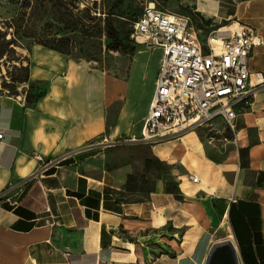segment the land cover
<instances>
[{
	"label": "crops",
	"instance_id": "obj_1",
	"mask_svg": "<svg viewBox=\"0 0 264 264\" xmlns=\"http://www.w3.org/2000/svg\"><path fill=\"white\" fill-rule=\"evenodd\" d=\"M163 1L202 41L224 25L252 28L262 40L252 83L264 76V0ZM143 48L159 54L146 63ZM161 56L141 46L105 69L30 47L21 63L42 91L0 92V190L23 181L14 208L0 201V264H204L226 220L238 263L264 264V84L238 111L234 139L217 120L130 141Z\"/></svg>",
	"mask_w": 264,
	"mask_h": 264
},
{
	"label": "built area",
	"instance_id": "obj_2",
	"mask_svg": "<svg viewBox=\"0 0 264 264\" xmlns=\"http://www.w3.org/2000/svg\"><path fill=\"white\" fill-rule=\"evenodd\" d=\"M129 36L162 54L141 133L130 141L157 142L188 129L212 128L217 120L235 138L238 111L250 103L254 89L264 84L259 73L252 83L248 68L253 47L262 44L252 28L224 25L209 31L202 41L189 15L149 0L132 22ZM33 157L42 162L41 156ZM56 163L53 159L43 165ZM189 179L198 180L192 175ZM22 184L8 181L0 190V201L4 199L14 208Z\"/></svg>",
	"mask_w": 264,
	"mask_h": 264
},
{
	"label": "rangeland",
	"instance_id": "obj_3",
	"mask_svg": "<svg viewBox=\"0 0 264 264\" xmlns=\"http://www.w3.org/2000/svg\"><path fill=\"white\" fill-rule=\"evenodd\" d=\"M22 1L0 0V30L7 31V38L15 36L18 43L14 47L15 56L22 60L26 58L32 45H52L60 48L73 60L87 61L96 67L107 69L121 58L127 61L130 55L143 46L130 38L128 19H134L149 0H61L63 4L59 10L47 4L34 14H29L28 8L20 6ZM157 1L167 10L173 11L163 0ZM110 12L122 16L115 19L110 16ZM83 13H89L95 18L94 21L89 22V26L80 27L79 24V28L69 36L68 15L79 19L78 14ZM110 28L119 33L116 49L111 48L114 42L107 33ZM63 38L67 40L58 42ZM141 51L146 63L152 62L159 54L155 49L143 48ZM9 57L11 54L6 59ZM21 65L22 63L15 61L0 65V92L20 96L29 93V96L35 97L42 91V87L24 81L26 74L20 69ZM2 82L4 86L1 85ZM142 93L140 89L138 95ZM224 224L216 233V240L221 241L228 236V223L224 221Z\"/></svg>",
	"mask_w": 264,
	"mask_h": 264
},
{
	"label": "trees",
	"instance_id": "obj_4",
	"mask_svg": "<svg viewBox=\"0 0 264 264\" xmlns=\"http://www.w3.org/2000/svg\"><path fill=\"white\" fill-rule=\"evenodd\" d=\"M47 4H50L52 8H55V10H57L58 8L60 9V6L63 3H62L61 0H23L21 2L20 6L22 8H28L29 9V14L30 13L34 14V13H37L38 11H40L41 8L45 7ZM160 6L162 8H164V9H166L161 4H160ZM140 11H138V13L134 17V19H132V20L128 19V22H129V34L131 33V24H132L133 21L136 20V18L139 15ZM109 14H110V16L112 18H115V19H119V17L122 16V15L114 13V12H110ZM78 15H79V19L83 20L82 23H81V21L79 19H77V18H75V17H73L71 15H68V16H70L69 17L70 18V20H69L70 21L69 36L72 35L73 32L79 28V26H78L79 24H81L80 27L81 26H89L90 24H88V23L89 22H93L94 19H95V18H92L89 15V13H83V14H78ZM185 15H187V14H185ZM107 33H108V36L111 37L113 39V42H114V45L111 46V48L112 49H116L117 48V43H118V40H119V33L114 28L108 29ZM7 35H8L7 31H1L0 30V65L1 64H5L6 62H13V61L21 63L22 59H20V57H18V56H15L16 53H15L14 47L18 45L17 39L15 38L14 35H12L11 37L7 38ZM67 38H63L62 40H60L58 42L67 40ZM44 46L47 47V48L53 49L55 51H58L60 53H63L60 48L54 47L52 45H44ZM9 54H11V57L6 59L7 55H9ZM20 69L22 71H25L26 77H25L24 81H27V67L21 65ZM1 85L4 86V83L2 82ZM27 97H29V96L27 95Z\"/></svg>",
	"mask_w": 264,
	"mask_h": 264
},
{
	"label": "water",
	"instance_id": "obj_5",
	"mask_svg": "<svg viewBox=\"0 0 264 264\" xmlns=\"http://www.w3.org/2000/svg\"><path fill=\"white\" fill-rule=\"evenodd\" d=\"M204 264H239L232 242L224 239L214 243Z\"/></svg>",
	"mask_w": 264,
	"mask_h": 264
},
{
	"label": "bare ground",
	"instance_id": "obj_6",
	"mask_svg": "<svg viewBox=\"0 0 264 264\" xmlns=\"http://www.w3.org/2000/svg\"><path fill=\"white\" fill-rule=\"evenodd\" d=\"M226 222H227V220H226ZM225 226V224L224 223H222V226H221V228H223ZM228 227V226H227ZM228 234V233H227ZM224 238H226L228 241H230V242H232V244L233 245H235V243L233 242V240H232V236H231V234L229 233L228 234V236L227 237H224ZM221 239V238H220ZM234 248H235V246H234Z\"/></svg>",
	"mask_w": 264,
	"mask_h": 264
}]
</instances>
